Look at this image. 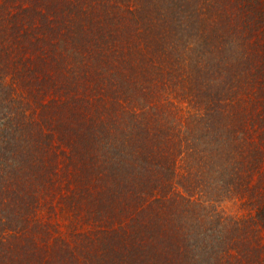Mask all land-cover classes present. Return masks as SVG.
<instances>
[{
	"label": "trees",
	"instance_id": "trees-1",
	"mask_svg": "<svg viewBox=\"0 0 264 264\" xmlns=\"http://www.w3.org/2000/svg\"><path fill=\"white\" fill-rule=\"evenodd\" d=\"M0 264H264V0H0Z\"/></svg>",
	"mask_w": 264,
	"mask_h": 264
}]
</instances>
